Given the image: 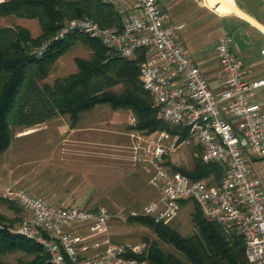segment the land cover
<instances>
[{
	"label": "built area",
	"instance_id": "2783aa9c",
	"mask_svg": "<svg viewBox=\"0 0 264 264\" xmlns=\"http://www.w3.org/2000/svg\"><path fill=\"white\" fill-rule=\"evenodd\" d=\"M100 1L115 7L119 27L75 17L65 20L53 38L81 33L127 59L143 50L138 79L157 117L187 133L179 138L161 129L152 140L128 133L136 139L130 145L133 158L142 161L143 170L150 169L148 182L157 189L141 210L129 214L164 222L181 204L194 202L224 232L242 235L245 264H264V174L254 165V157L264 155V100L257 92L264 76L249 77L231 50L233 38L222 34L213 44L220 77L219 89L213 90L175 40L180 25L168 21L156 0ZM260 54L264 57V48ZM190 142L199 147L201 161L220 166L216 180L211 174L190 178L169 164L171 150ZM6 196L26 212L15 231L38 243L50 264H145L136 255L145 251L146 243L112 238L111 214L103 206L50 203L22 187L8 189Z\"/></svg>",
	"mask_w": 264,
	"mask_h": 264
},
{
	"label": "trees",
	"instance_id": "16d2710c",
	"mask_svg": "<svg viewBox=\"0 0 264 264\" xmlns=\"http://www.w3.org/2000/svg\"><path fill=\"white\" fill-rule=\"evenodd\" d=\"M252 13L263 21L258 11ZM9 15L34 19L39 32L32 36L20 25L0 27V153L10 142L12 126L29 127L56 115H66L69 126H73L79 112L100 103L128 109L133 119L130 128L146 132L164 129L179 134V138L187 134L157 117L151 96L138 79L143 50L127 59L81 33L53 38L65 20L75 17L89 18L99 26L119 27L121 17L112 4L100 0H1L0 17ZM76 43L89 50L88 58L74 57V71L47 81L52 64ZM115 84L121 89H110ZM173 167L193 179L211 174L216 180L221 171L217 163L201 161L199 152L192 155L188 167ZM191 218L194 231L181 235L168 223L154 222L145 215H128L127 219L141 222L155 235L153 239L143 237L145 251L136 257L145 264H245L240 233L224 232L194 202ZM10 224L0 212V253L19 251L21 255L14 261L0 259V264H50L41 246ZM160 243L169 244L179 255L163 249Z\"/></svg>",
	"mask_w": 264,
	"mask_h": 264
},
{
	"label": "rangeland",
	"instance_id": "374dc122",
	"mask_svg": "<svg viewBox=\"0 0 264 264\" xmlns=\"http://www.w3.org/2000/svg\"><path fill=\"white\" fill-rule=\"evenodd\" d=\"M225 1L237 17L243 16L262 28L252 18V10H263L264 0ZM202 13L212 30L220 27L214 14ZM13 25L27 28L32 36L39 32L34 19L0 17V27ZM237 40L241 39L235 36L234 42ZM88 56L89 50L76 43L56 59L46 80L74 71L73 58ZM110 89L117 91L121 86L115 84ZM129 113L128 109H114L100 103L79 112L75 129L67 126L66 115H56L29 127L12 126L10 142L0 153V212L11 222V228H17L26 212L15 199L6 196V191L22 187L50 203L105 207L111 214L109 231L116 240L146 243L143 237L155 238L148 226L127 219L130 211L141 210L157 192L148 182L150 169L143 170L142 161L133 158L130 145L136 139L128 134H141L152 140L156 130L130 128L133 119ZM138 142L150 144L144 140ZM198 152L193 142L176 146L169 153V164L188 167L192 155ZM255 165L260 167L262 162L257 161ZM192 211L193 202L186 201L163 223L181 235H189L194 231ZM160 246L179 255L169 244L160 243ZM19 255V251L0 253V259L14 261Z\"/></svg>",
	"mask_w": 264,
	"mask_h": 264
},
{
	"label": "crops",
	"instance_id": "0c3cea01",
	"mask_svg": "<svg viewBox=\"0 0 264 264\" xmlns=\"http://www.w3.org/2000/svg\"><path fill=\"white\" fill-rule=\"evenodd\" d=\"M156 3L167 14L169 22L180 25L175 31V40L186 50L192 61L200 67L213 90L220 87L219 70L213 44L222 34H229L233 38L231 50L240 63L247 68L248 76L251 78L264 76V57L260 54V50L264 48V23H261L264 21V9L258 11L259 17L263 21H259L251 15L262 26L261 28L243 16L237 17L236 12L227 7L229 2L225 0H156ZM220 4L226 8H222L223 6ZM204 11L214 14L220 27L212 30L207 17L202 13ZM235 36L241 40L234 42ZM257 92L258 97L264 100V86L258 88ZM67 126L75 129L77 121L73 126H69L68 122ZM257 161L262 162L260 167L255 165ZM254 165L260 173L264 174V155L255 156Z\"/></svg>",
	"mask_w": 264,
	"mask_h": 264
}]
</instances>
